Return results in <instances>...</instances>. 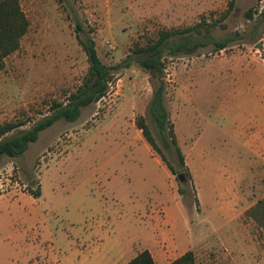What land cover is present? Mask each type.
I'll return each instance as SVG.
<instances>
[{"label": "rangeland", "instance_id": "1", "mask_svg": "<svg viewBox=\"0 0 264 264\" xmlns=\"http://www.w3.org/2000/svg\"><path fill=\"white\" fill-rule=\"evenodd\" d=\"M18 1L29 28L0 71V125L27 130L76 91L88 69L77 36L103 64L130 65L77 121L3 160L0 264H126L145 250L155 264L187 251L196 264H264V229L248 214L264 198V0ZM197 24L230 42L165 59L181 166L148 114L157 85L130 57L159 31Z\"/></svg>", "mask_w": 264, "mask_h": 264}, {"label": "trees", "instance_id": "2", "mask_svg": "<svg viewBox=\"0 0 264 264\" xmlns=\"http://www.w3.org/2000/svg\"><path fill=\"white\" fill-rule=\"evenodd\" d=\"M234 1L230 0L229 9L233 7ZM252 13V9H249L246 18L252 19ZM213 27L214 25L197 24L184 29L159 31L155 38L149 39L144 45H135L130 57L157 85L148 105V114L159 132L162 146L168 151L171 150V145L174 146V152L181 166H184L183 155L176 146L173 127L169 122V115L164 105V62L167 57L191 56L198 50L207 48L210 44L214 46L215 51L225 50L230 40L215 41L211 34ZM28 28L29 21L23 13L19 1L0 0V71L4 67V59L19 49ZM77 39L88 63V69L82 78L81 85L69 95L65 103H55L51 109V115L43 117L27 130H19L23 123L4 122L1 124L0 166L5 158L16 159L23 156L30 144L39 139L40 133L57 121L64 120L69 123L77 121L82 109L106 96L109 84L114 80L116 73L123 67H129L128 60L116 66L103 64L92 40L81 39L79 36ZM136 124L148 145L161 155V150L157 146L149 126L145 123V119L140 117ZM167 167L171 173H174L172 167ZM181 193H183L182 190ZM30 195L34 199H38L41 196V191L39 189L30 191ZM248 214L264 229V198L257 202L248 211ZM126 264L155 263L151 254L145 250ZM170 264H196L194 253L187 251Z\"/></svg>", "mask_w": 264, "mask_h": 264}, {"label": "water", "instance_id": "3", "mask_svg": "<svg viewBox=\"0 0 264 264\" xmlns=\"http://www.w3.org/2000/svg\"><path fill=\"white\" fill-rule=\"evenodd\" d=\"M257 47L260 48V44H258Z\"/></svg>", "mask_w": 264, "mask_h": 264}]
</instances>
